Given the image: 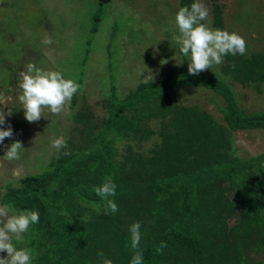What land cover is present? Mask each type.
I'll list each match as a JSON object with an SVG mask.
<instances>
[{"label": "trees", "instance_id": "trees-1", "mask_svg": "<svg viewBox=\"0 0 264 264\" xmlns=\"http://www.w3.org/2000/svg\"><path fill=\"white\" fill-rule=\"evenodd\" d=\"M210 15L211 28L230 33L218 4ZM188 63L183 55L175 71L141 79L123 97L112 87L99 101L103 115L76 111L66 146L48 167L0 191L1 205L39 213V223L24 234L32 264H102L104 258L130 264L137 251L143 264H264L255 259L264 258V152L242 159L232 142L235 132L264 130V112L243 111L227 83L262 94L264 49L226 55L211 73L190 75ZM201 87L224 100L222 122L176 98L179 90ZM108 180L116 195L102 199L95 189ZM107 199L118 205L116 213L107 210ZM135 222L138 249L129 231Z\"/></svg>", "mask_w": 264, "mask_h": 264}, {"label": "rangeland", "instance_id": "rangeland-1", "mask_svg": "<svg viewBox=\"0 0 264 264\" xmlns=\"http://www.w3.org/2000/svg\"><path fill=\"white\" fill-rule=\"evenodd\" d=\"M202 3L209 10L208 20L203 21L209 27L212 6L221 7L230 33L236 32L246 41L245 55L264 49V0ZM99 8L102 21L92 34L93 17ZM179 9L178 0H110L103 6L97 0H0V112L5 113V123L0 128L10 126L13 130V136L0 144L1 192L7 183L18 186L26 177L48 167L60 150L54 149L52 142L70 137L76 111L86 107L103 115L99 101L112 87L118 97H123L141 79H162L179 67L183 56L175 41L179 35L175 24ZM45 37H51L53 43L45 45ZM29 62L44 71H59L65 79L78 83L75 107L69 101L60 114L45 108L40 120L28 122L19 100L17 77ZM218 68L214 64L205 72H216ZM227 83L243 111L264 112V90L257 94ZM176 98L223 121L219 108L224 106V100L206 88L182 89ZM152 126L156 128L157 124ZM16 141L22 145L18 158L9 160L4 154L7 146ZM154 141L145 143V148ZM232 142L238 157L256 156L264 152V130L235 132ZM25 244L23 240L16 247L25 248ZM255 259L264 258L260 253Z\"/></svg>", "mask_w": 264, "mask_h": 264}, {"label": "clouds", "instance_id": "clouds-1", "mask_svg": "<svg viewBox=\"0 0 264 264\" xmlns=\"http://www.w3.org/2000/svg\"><path fill=\"white\" fill-rule=\"evenodd\" d=\"M209 10L202 3V0H195L190 7H181L175 15V24L178 27L179 35L175 41L180 45V52L184 56H190L188 73L199 75V73L210 69L214 64L223 63L226 55H245L247 43L245 39L236 32L229 33L226 30L213 29L203 21L208 20ZM45 45H51V37H45L42 41ZM18 88L21 90L19 96L24 113L28 122H35L41 119L43 109L47 108L53 114H60L64 106L77 93L80 85L71 79H65L59 71H44L36 64L29 62L26 70L20 71L17 77ZM5 123V113L0 112V125ZM13 130L0 128V144L5 138H11ZM63 139H55L52 147L59 150L65 147ZM22 147L16 141L7 146L5 156L11 160L18 158V150ZM96 194L102 199L115 197L116 185L111 180L103 183L95 189ZM107 210L116 213L118 205L113 199H107ZM39 223L37 211H21L18 214L10 204L0 205V264H32V254L26 248H17L16 243H22L24 234L28 232L31 225ZM140 222L133 223L130 228L131 247L138 249L141 232ZM14 241L16 243H14ZM166 245L162 242L157 252H161ZM103 257V253H98ZM102 264H112L110 259L104 258ZM130 264H143L142 253L137 251Z\"/></svg>", "mask_w": 264, "mask_h": 264}]
</instances>
